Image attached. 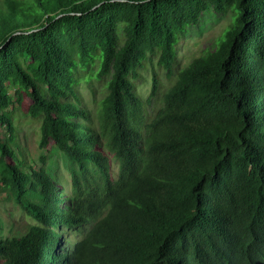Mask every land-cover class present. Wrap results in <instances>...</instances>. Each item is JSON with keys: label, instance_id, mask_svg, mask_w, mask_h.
Returning <instances> with one entry per match:
<instances>
[{"label": "trees", "instance_id": "16d2710c", "mask_svg": "<svg viewBox=\"0 0 264 264\" xmlns=\"http://www.w3.org/2000/svg\"><path fill=\"white\" fill-rule=\"evenodd\" d=\"M206 11L230 25L146 121L159 80L142 100L138 71L155 56L170 77ZM88 72L95 112L75 89ZM9 88L43 121L40 150L66 138L67 192L44 167L23 176ZM0 127L1 191L32 221L0 236V264H264V0H0Z\"/></svg>", "mask_w": 264, "mask_h": 264}, {"label": "rangeland", "instance_id": "374dc122", "mask_svg": "<svg viewBox=\"0 0 264 264\" xmlns=\"http://www.w3.org/2000/svg\"><path fill=\"white\" fill-rule=\"evenodd\" d=\"M231 23V13L215 14L206 11L201 16L197 26L190 27L178 37L175 45V61L172 75L166 77L165 72L157 65L155 56L148 57L143 68L138 71L139 78L134 81L139 97L144 100L149 92L152 76L155 74L159 80V90L151 106L145 108V120H149L161 107L162 95L174 83L176 74L185 68L194 58L205 52L211 51L215 44L222 38L223 32ZM96 67L92 68V72ZM92 72L83 73L76 86V93L86 108L95 112L105 96V80L96 81ZM8 94L13 99V104L8 111L12 115L14 127L13 149L16 162L23 167V176L28 173L27 168L44 167L53 175L55 181L66 192L69 190V174L61 156L66 138L56 135L46 149L38 148L39 138L44 128V123L35 112L28 109V101L23 96L18 102L14 90L9 88ZM5 128L0 127V140L5 141ZM43 160V161H42ZM1 165V158H0ZM113 173L117 169L112 166ZM21 179V177H19ZM32 225L30 218L13 202H10L0 188V236L11 238L26 233Z\"/></svg>", "mask_w": 264, "mask_h": 264}]
</instances>
